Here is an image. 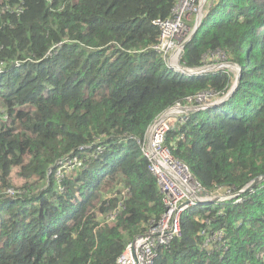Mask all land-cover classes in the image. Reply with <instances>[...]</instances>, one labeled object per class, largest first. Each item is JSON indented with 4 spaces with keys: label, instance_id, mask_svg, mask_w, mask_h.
I'll return each mask as SVG.
<instances>
[{
    "label": "trees",
    "instance_id": "obj_1",
    "mask_svg": "<svg viewBox=\"0 0 264 264\" xmlns=\"http://www.w3.org/2000/svg\"><path fill=\"white\" fill-rule=\"evenodd\" d=\"M178 1L0 0V264H115L159 221L164 194L139 141L170 107L222 98L236 80L167 66L153 21ZM218 53L242 67L236 91L166 139L210 194L264 176V0H214L180 63ZM66 159L82 166L59 172ZM156 264H264V179L190 207Z\"/></svg>",
    "mask_w": 264,
    "mask_h": 264
},
{
    "label": "built area",
    "instance_id": "obj_2",
    "mask_svg": "<svg viewBox=\"0 0 264 264\" xmlns=\"http://www.w3.org/2000/svg\"><path fill=\"white\" fill-rule=\"evenodd\" d=\"M213 2L214 0H179L170 18L153 21L160 28V42L155 49L160 53H163L165 48L173 49L171 59L177 61L178 57L182 56L185 45L192 40L194 33L208 15ZM220 55L222 54L218 53L215 58H220ZM223 57L225 59V56ZM167 66L178 72L188 68L178 62ZM222 98L210 101V94L202 92L194 98L196 105L176 104L170 107L149 127L145 139L139 141L142 153L148 160L147 170L156 177L164 194L166 210L159 221L126 245L115 264H156L161 249L180 235L182 214L190 207L218 203L242 194L243 190L228 192L231 197L228 198L206 192L202 184L193 177L189 167L174 157L166 145L168 132L178 123L188 119L191 111L187 109L194 106L218 105L217 102ZM188 100L192 101L193 98L189 97ZM64 162L68 166L64 167L65 171H71L76 165L82 166L78 159H66L60 163L61 167Z\"/></svg>",
    "mask_w": 264,
    "mask_h": 264
},
{
    "label": "rangeland",
    "instance_id": "obj_3",
    "mask_svg": "<svg viewBox=\"0 0 264 264\" xmlns=\"http://www.w3.org/2000/svg\"><path fill=\"white\" fill-rule=\"evenodd\" d=\"M162 52H163V53H161V54L163 55V57H164V59H165V61H166L167 64H169V65H175L176 62L180 63V58H181V57H178V60H177V61L171 59V56H172V54H173V52H174L173 49H167V48H165ZM215 59H216V58H215ZM212 65L216 67L213 71L229 70L230 72H232V73L234 74L235 79H236L235 82L237 81L238 76L241 74V71H242V67H241L239 64L234 63V62H228V61H226L222 55H220V58H217V59L215 60V62H214V60H213L212 62H210V66H212ZM171 67H172V66H171ZM213 71H212V72H213ZM234 85H235V83H234ZM234 85H233V86H234ZM231 88H233V87H231ZM229 90H230V89H229ZM229 98H230V97H229ZM229 98H228V99H229ZM228 99H227V100H228ZM188 117H189V116H188ZM174 124H176V121L174 122ZM177 126H178V125H177ZM177 126H176V127H177ZM174 127H175V126H174ZM66 164H67L66 162L63 163V165H62V167L60 168L59 172H60V171H64V167H66V168L68 167ZM18 172H19V168H14L13 171H12V177H13V180H14L15 185H16L17 187L21 186V185L24 184L25 181H26V179L22 178V177L18 174ZM71 172H72V170H71V171H68V170H67L65 173L69 174V173H71ZM254 187H255V185H254L253 187H251L250 189H253ZM246 190H249V187H248V189H246ZM110 194H111V193H110ZM110 194H108L107 192H105L104 194H102V196L99 198V200L95 201V204L98 205V204L100 203V201H101L103 198H107V197H109ZM214 194H215V195H219V196H221V197H227V196H228V198H231V197L229 196L230 193H228V192H226V191H224V190H219L218 192H216V193H214ZM238 197H239V196H236V197H234V198H238ZM223 237H224V232H222V233H221V236L218 237L216 240H222Z\"/></svg>",
    "mask_w": 264,
    "mask_h": 264
},
{
    "label": "water",
    "instance_id": "obj_4",
    "mask_svg": "<svg viewBox=\"0 0 264 264\" xmlns=\"http://www.w3.org/2000/svg\"><path fill=\"white\" fill-rule=\"evenodd\" d=\"M199 30V28L197 29V31ZM197 31L194 33V35L197 33ZM216 67L215 66H210V65H207V66H201V67H196V68H183L181 69V72L184 73V74H189V75H200V74H203V73H207V72H212ZM239 82H240V75L238 76V79L237 81L235 82V85L232 86L233 88H231L230 90H228V92L224 95V97L219 100V102L217 103H222L224 101H226L229 97H231V95H233V93L236 91V88L238 87L239 85ZM212 106H215V105H211V106H194V107H191V109H187L188 111H198V110H203V109H206L208 107H212ZM264 179V176H261L259 178H257L255 181H253L252 183H250L241 193H243L244 191H246V189H249L251 187H253L254 185L257 184L258 181L260 180H263Z\"/></svg>",
    "mask_w": 264,
    "mask_h": 264
}]
</instances>
